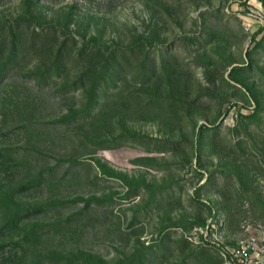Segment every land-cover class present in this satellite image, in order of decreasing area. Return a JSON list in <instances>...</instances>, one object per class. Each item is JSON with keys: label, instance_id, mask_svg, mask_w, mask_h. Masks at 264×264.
Masks as SVG:
<instances>
[{"label": "rangeland", "instance_id": "obj_1", "mask_svg": "<svg viewBox=\"0 0 264 264\" xmlns=\"http://www.w3.org/2000/svg\"><path fill=\"white\" fill-rule=\"evenodd\" d=\"M37 1L0 31V264H226L263 236L264 0Z\"/></svg>", "mask_w": 264, "mask_h": 264}, {"label": "built area", "instance_id": "obj_2", "mask_svg": "<svg viewBox=\"0 0 264 264\" xmlns=\"http://www.w3.org/2000/svg\"><path fill=\"white\" fill-rule=\"evenodd\" d=\"M225 254L226 264H264V235L243 239Z\"/></svg>", "mask_w": 264, "mask_h": 264}, {"label": "trees", "instance_id": "obj_3", "mask_svg": "<svg viewBox=\"0 0 264 264\" xmlns=\"http://www.w3.org/2000/svg\"><path fill=\"white\" fill-rule=\"evenodd\" d=\"M37 2H38L37 0H22V5L24 7L23 8L24 11L20 15H18L17 18L14 20L15 21L14 22L15 24H13L14 26H12V23H10L9 21L6 20L3 25H0V31H2V32H4V31L5 32L6 31L12 32L13 31V27L18 29V28L21 27L22 23H24L25 21H31V20L32 21H37L38 19H42V17H41L39 12L33 10L32 8L29 9V7H32V5L33 6L37 5ZM69 21L70 22H68V24L74 23V19H72L71 17H70ZM45 23L46 24L49 23L48 25L52 26V22L49 21V20L45 21ZM35 25H36V27L41 29L40 26H39V25H41V23L37 22V24H35ZM43 25H45V24H43ZM57 29H58V27L56 26V30ZM37 31L41 32L43 30H37ZM12 48L15 49V43L14 42L12 43ZM62 49H63V47L58 48L56 50V56H54V58L51 61V65L53 67L55 66V68H57V69H58L60 64H63V62L61 61L62 59H60V55H61V50ZM108 57H110V56H108ZM111 59H114V56H111Z\"/></svg>", "mask_w": 264, "mask_h": 264}]
</instances>
